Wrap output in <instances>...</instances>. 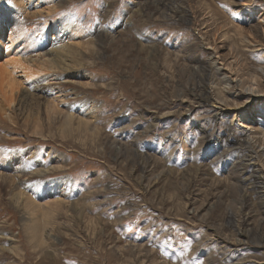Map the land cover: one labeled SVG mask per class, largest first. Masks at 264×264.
I'll return each mask as SVG.
<instances>
[{
  "label": "rangeland",
  "instance_id": "rangeland-1",
  "mask_svg": "<svg viewBox=\"0 0 264 264\" xmlns=\"http://www.w3.org/2000/svg\"><path fill=\"white\" fill-rule=\"evenodd\" d=\"M53 5L23 20L0 0V77L21 49L45 74L46 30L78 25L86 57L60 85L97 119L32 94L0 119V264H264V0Z\"/></svg>",
  "mask_w": 264,
  "mask_h": 264
},
{
  "label": "bare ground",
  "instance_id": "bare-ground-1",
  "mask_svg": "<svg viewBox=\"0 0 264 264\" xmlns=\"http://www.w3.org/2000/svg\"><path fill=\"white\" fill-rule=\"evenodd\" d=\"M8 1L12 2L14 7L16 8V10L19 12L18 15H20L23 20L32 19L33 17H37L38 15H40V13H43V12L45 15H47V14H49V12L51 13L52 11H56L55 9L57 8L56 5H53V0H8ZM181 16H183V15H181ZM33 19H35V18H33ZM31 21L32 20H30V22ZM15 24L16 23L13 20V21H11L10 25H12V27H15L14 26ZM46 31H49V32L53 33L54 35L51 36L50 39L47 38L46 40H44V42H41L40 48L43 51H42V54L39 55V59L41 58L40 56H42V55L44 57H43V59H40L37 62H39V64H40L39 67L48 69L49 70L48 72L43 74L38 68H34V67H32V65H29V62H35V60L37 58L27 60L24 57V54L26 53V49L12 51V53H13L12 58H14V60L12 61L13 62L12 68H8L9 63L7 62V60L5 61L6 63L4 64L3 70L1 71V77H0V119H2L4 121L5 118H8V117L11 118V116H12L11 113L13 114L15 111V104L18 101L19 95H21V97H28L30 94H32V95H36L39 100H42L39 102L42 105V107H40V108L44 107L46 113L51 111L52 113L55 112L56 114H58V116H60V121L62 123L69 125V126L74 125V124L89 125L90 122H93L97 119V116L95 114H92L94 112L93 107L89 108L87 110V108L83 107L82 103H77V102L72 103V105L66 106L65 103L69 102L68 97L73 95V98H74V96L76 97L77 95H76V93H74L73 89H70V88L65 89V88L61 87V85H60L61 82H63L62 79H64V81H66V83L70 82L69 80L66 79L68 72L74 73L72 71L73 69L68 64L71 61H69V62L67 61V60H69V58L72 57V56L70 57V55H73L74 57L79 56L81 59H83L84 56L86 57L85 51H84L85 48L82 47L81 41L77 40L80 36L79 35V26L78 25H71L70 28L65 29V28H62L60 26L51 25L48 28V30H46ZM15 33H16V31H13V34H15ZM16 36H18V35H16ZM7 49H8V47H6L5 52H7ZM74 63H73V65H74ZM82 65H83V63L81 61H79V66H82ZM15 68L16 69L18 68L20 70V73L17 75L14 71ZM202 70H204V69H202ZM39 74L41 75L40 79L38 78ZM88 75H90V73ZM225 82H227V81H225ZM27 83H28V86L26 87V89L21 91L22 85L27 84ZM250 88L252 89V87H250ZM249 91H250V89H249ZM252 91H254V90H252ZM200 93H202V92H200ZM40 94H42V96ZM61 106H65L66 108H62ZM47 117L50 119L49 115H47ZM28 121H29V119H27L25 122H28ZM90 124H92V123H90ZM250 154H252V153H250ZM32 169L33 170L29 172V174L31 176L37 175V177H39V175H43L45 173V171L43 169H40V168H39L40 170L35 169V168H32ZM37 170H39V171H37ZM15 172L16 173L14 174V177L16 178V174L18 171L15 170ZM17 175L19 176V174H17ZM25 175H27V174H25ZM27 179H25V180H27ZM31 179H33V178H31ZM29 180H30V178H29ZM30 181H32V180H30ZM33 181H34V179H33ZM31 183H33V182H31ZM7 185H10V183L9 184L7 183ZM24 185H25V183H24ZM57 185H58V182H56L55 180H52L50 182V188L54 187V186L57 187ZM18 187H19V189L15 190ZM5 188L2 187V189H5ZM9 188H10V186H9ZM12 189H14L15 191H13L10 194L9 198L14 203H16V202L18 203L19 200H23V199H25L26 204L28 203V199L26 198V196L25 197L23 196L24 192L22 191V188L18 185V180H16V184H14V188H12ZM59 202L60 201H58V203ZM56 205H58V204H54L53 206H56ZM44 230L45 229L38 232V233H40L39 235L37 233L36 241L39 245H44V243L48 242V240L52 237L55 238V236L52 233H50L48 230H47L48 232H46ZM3 233H5V232L1 231V229H0V240L2 239V236H4ZM0 251H3L2 244L0 245Z\"/></svg>",
  "mask_w": 264,
  "mask_h": 264
}]
</instances>
